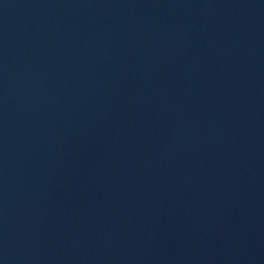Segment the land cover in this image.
<instances>
[{"label":"water","instance_id":"obj_1","mask_svg":"<svg viewBox=\"0 0 264 264\" xmlns=\"http://www.w3.org/2000/svg\"><path fill=\"white\" fill-rule=\"evenodd\" d=\"M0 264H264V0H0Z\"/></svg>","mask_w":264,"mask_h":264}]
</instances>
